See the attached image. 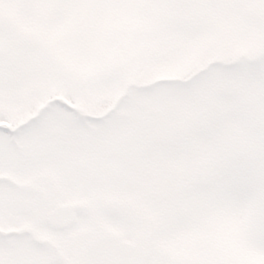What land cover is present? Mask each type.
<instances>
[{
    "label": "rangeland",
    "instance_id": "obj_1",
    "mask_svg": "<svg viewBox=\"0 0 264 264\" xmlns=\"http://www.w3.org/2000/svg\"><path fill=\"white\" fill-rule=\"evenodd\" d=\"M262 53L264 0H0V122L10 123L0 125V232L27 230L66 250L71 264L79 259L85 244L75 235L90 231L86 217L62 237L37 225L36 213L7 205L15 207L19 191L45 186L40 175L53 167L52 154L36 147L50 142L57 121L71 135L74 121L108 136L118 157L105 161L107 170L127 162L140 185L84 194L87 202L104 193L96 200L116 224L89 237L117 251L99 262L133 264L150 233L149 264H264V239L244 236L256 233L264 209ZM36 114L44 118L8 144ZM77 148L75 160L85 156L79 140ZM63 192L57 200L28 194L24 205L36 200L41 221L53 203L78 199ZM135 215L149 216V228L129 226ZM21 238L0 236V264L28 253Z\"/></svg>",
    "mask_w": 264,
    "mask_h": 264
},
{
    "label": "flooded vegetation",
    "instance_id": "obj_2",
    "mask_svg": "<svg viewBox=\"0 0 264 264\" xmlns=\"http://www.w3.org/2000/svg\"><path fill=\"white\" fill-rule=\"evenodd\" d=\"M5 71L7 72L8 70L5 69ZM63 127L62 126H58L53 132H52V136H54L55 138L50 140L49 142V146L51 147V149L53 148L55 151H57L58 148H61L64 145H69L68 140L66 139V134L62 131ZM85 142L82 144V149L83 151L86 153V144L87 141L84 138L83 139ZM81 147V146H80ZM38 147H36L37 149ZM91 148H93L91 146ZM53 151V152H55ZM98 151H101V144L98 140H96V145L95 148L93 149L92 154H89V157H82L79 159V161H74L72 164L68 162V160L64 157V154L61 157V161H64L63 163L57 164L58 165V172L63 173V177L56 181V180H48V182H46L47 187L50 188L51 191V196L50 194L45 193L46 195L44 197H52L53 199H57L59 198L60 194L64 191V192H68L72 191L73 193H78V199H75L73 202H67V204H70L72 206H80L81 210L78 213V222L81 220V217H86L89 221H90V233H87L85 235V237H89L92 236L94 233H98L100 228H105L108 227L110 224L109 222L107 223L106 219L105 221L103 220V218L100 216L101 213H104L107 216H110L113 214V212H109L107 211H102L101 209V203L98 202L97 200H93L90 199L89 201L86 202V200H84V194L85 193H90L91 188L93 187H98L100 189L101 183L98 184L97 186H94L96 183L95 180V173L92 174V172H95L96 170V166L99 163V161L97 159H95V153L98 154ZM70 157V155H69ZM80 162H87V169L85 173L82 172H78L77 169V164ZM70 173H72L73 177H77L75 178L76 180H70L68 179V175H70ZM45 181V180H44ZM91 184L93 186H91ZM65 189V190H64ZM47 192H49L47 190ZM63 192V193H64ZM40 200H43V198H41ZM95 202H97L96 204L99 206L97 209H95L94 205ZM20 204H22V201H20ZM35 209H37V211H39L38 208V203L35 200L33 202ZM53 206V204H52ZM52 206L49 207V210L51 211ZM48 208L45 209V213H44V218L46 216V214L49 212V210H47ZM42 223H44L43 219H42ZM31 241L32 242H37L38 239L31 237ZM46 244V247L43 248V254L40 258L37 257V259L41 262H48V264H66L64 258L60 259L59 257V253L58 251H56V245H52V244H48V242L44 241ZM87 249H84L79 256V259L77 261H75V264H84L85 260L88 259L90 256H94V253L96 254V246L97 243H93L90 242L87 245ZM28 250L27 254H24L19 260H17L15 262V264H38V260L36 259V253L38 252L37 250H33L36 249L37 244H26L25 246ZM37 251V252H36ZM65 254V250L63 252ZM46 256L47 259H45L44 261H42V258ZM93 262V261H92Z\"/></svg>",
    "mask_w": 264,
    "mask_h": 264
},
{
    "label": "trees",
    "instance_id": "obj_3",
    "mask_svg": "<svg viewBox=\"0 0 264 264\" xmlns=\"http://www.w3.org/2000/svg\"><path fill=\"white\" fill-rule=\"evenodd\" d=\"M203 188V187H201ZM260 211L257 214V222L255 223L254 226H256V233H249L246 232L244 236L246 237L247 235L250 236V238L253 240L255 236L259 235V237L263 240L264 239V221L262 220V214L264 212L263 208H258ZM258 238V237H257Z\"/></svg>",
    "mask_w": 264,
    "mask_h": 264
},
{
    "label": "water",
    "instance_id": "obj_4",
    "mask_svg": "<svg viewBox=\"0 0 264 264\" xmlns=\"http://www.w3.org/2000/svg\"><path fill=\"white\" fill-rule=\"evenodd\" d=\"M72 216H73V215H72ZM53 226H54L55 228H62V229H65V227H61V226H59V225H55L54 222H53ZM71 226H73V225H69L67 228H70ZM145 260H146L145 258L142 259V260H141V263L144 264Z\"/></svg>",
    "mask_w": 264,
    "mask_h": 264
}]
</instances>
